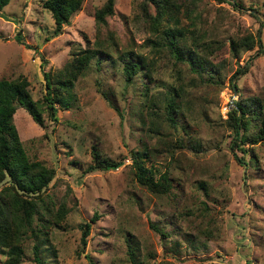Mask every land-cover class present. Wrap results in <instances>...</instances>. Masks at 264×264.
I'll return each mask as SVG.
<instances>
[{"label": "rangeland", "instance_id": "obj_1", "mask_svg": "<svg viewBox=\"0 0 264 264\" xmlns=\"http://www.w3.org/2000/svg\"><path fill=\"white\" fill-rule=\"evenodd\" d=\"M41 1L1 7L0 78H25L40 108L39 123L22 106L11 121L27 157L54 170L42 191L51 210L32 214L35 234L16 242L12 260L0 247V264H264V134L234 144L226 113L232 100L259 99L245 130L257 133L264 0H165L171 8L157 20L148 1L146 16L141 0H112L103 22L94 12L105 0H81L57 33ZM168 26L183 35V57L194 48L205 58L200 75L161 44ZM139 57L145 64L126 79L123 61ZM238 65L245 71L229 79ZM43 69L52 116L41 98ZM92 147L118 165L86 170ZM132 156L143 175L166 173L167 190L141 184ZM61 202L67 211L50 222Z\"/></svg>", "mask_w": 264, "mask_h": 264}, {"label": "trees", "instance_id": "obj_2", "mask_svg": "<svg viewBox=\"0 0 264 264\" xmlns=\"http://www.w3.org/2000/svg\"><path fill=\"white\" fill-rule=\"evenodd\" d=\"M150 2L154 7V19L170 10V3L165 0H141V10L146 16H149L145 9L146 2ZM8 0H0V9L5 5ZM81 0H42L41 5L48 9L53 21V33L60 31L61 26L68 21L69 15L79 8ZM112 12V0H105V2L95 10L94 18L96 22L104 21V14ZM157 20V19H156ZM190 24L194 25L192 21ZM197 30L192 28L191 36L195 37ZM164 39L161 44L166 47L168 52L177 60H184L189 68L196 74L200 75L204 70L203 63L205 58L196 54L197 49L192 48L186 56L181 54V44L179 43L182 33H177L173 27H166L162 30ZM191 37V38H192ZM251 38V37H250ZM16 40L20 42V38L17 36ZM197 37L192 39V46L199 44ZM258 43V40L256 41ZM180 44V45H179ZM252 43L243 44L246 49ZM203 46L204 43H201ZM229 49L236 54L237 44L236 40H229ZM83 59L82 64H86V59ZM81 58V57H80ZM140 62L131 61L129 58L123 61L122 73L126 79H131L132 75H136L138 68L145 63L139 57ZM78 60L77 62H79ZM76 62V63H77ZM246 63V62H245ZM244 63V64H245ZM139 65V66H138ZM73 70L80 71L82 65H71ZM246 66H237L229 76V79L236 73L245 71ZM146 73V72H145ZM44 77L45 92L41 95L42 101L49 108L48 115L52 116L53 105L51 103L52 95L50 96L47 88L49 87V75L44 69L42 70ZM148 76V69H147ZM27 81L23 77L16 76L14 78L5 79L0 78V247L4 249L6 247L9 253V261L12 260V255L16 247V242L26 236L27 233L35 234V231L30 227V221L32 214L41 209L47 212L51 209L45 200L43 199V187L52 178L54 170L50 166H45L37 160L29 159L24 152L21 142L18 138L15 127L11 121L12 113L17 106H22L29 113L31 118L39 123L41 121L40 108L34 100L31 99L29 91L26 87ZM232 85V82L230 81ZM71 85V82H68ZM56 97V94L54 95ZM251 103L255 104L260 109V100L257 98H238L231 101V105L227 110V116L231 121L233 129L232 142L234 144H246L252 143L260 139L264 134V113L261 115L257 108H253V114L257 116L258 123L256 126V134H249L246 130L248 121L246 114L251 109ZM167 118L172 121L170 110L167 112ZM231 142V143H232ZM91 162L86 166L87 169L99 168L107 169L114 168L119 162L116 160H108L100 156L99 152L92 147L91 148ZM239 162L240 160L236 158ZM131 162L137 168L136 179L149 190L153 192H164L167 190L168 180L166 173L159 174L157 179H153L151 176L143 175L140 171V164L135 156L131 157ZM241 162V161H240ZM243 164V162H241ZM67 211V207L61 202L57 205L55 211L51 213L49 218L50 222H57L60 220L64 213ZM38 213V212H37ZM93 213L90 219H94ZM30 227V228H29ZM29 228V232H25ZM88 233V222H83L80 231V242L84 243V237ZM33 253L36 254V245L32 246Z\"/></svg>", "mask_w": 264, "mask_h": 264}, {"label": "water", "instance_id": "obj_3", "mask_svg": "<svg viewBox=\"0 0 264 264\" xmlns=\"http://www.w3.org/2000/svg\"><path fill=\"white\" fill-rule=\"evenodd\" d=\"M233 87H234V85H233ZM233 92H235V89L233 90Z\"/></svg>", "mask_w": 264, "mask_h": 264}]
</instances>
